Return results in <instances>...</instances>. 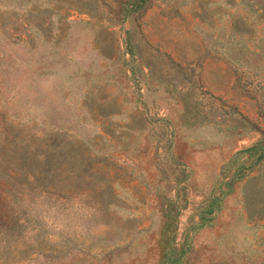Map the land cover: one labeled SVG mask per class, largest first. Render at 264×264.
<instances>
[{"label":"rangeland","instance_id":"obj_1","mask_svg":"<svg viewBox=\"0 0 264 264\" xmlns=\"http://www.w3.org/2000/svg\"><path fill=\"white\" fill-rule=\"evenodd\" d=\"M0 264H264V0H0Z\"/></svg>","mask_w":264,"mask_h":264}]
</instances>
